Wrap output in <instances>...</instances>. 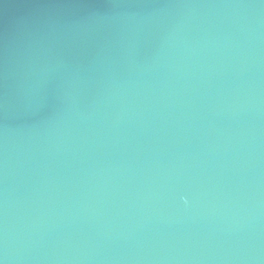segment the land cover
I'll use <instances>...</instances> for the list:
<instances>
[{
  "label": "water",
  "instance_id": "obj_1",
  "mask_svg": "<svg viewBox=\"0 0 264 264\" xmlns=\"http://www.w3.org/2000/svg\"><path fill=\"white\" fill-rule=\"evenodd\" d=\"M2 264H264V0H0Z\"/></svg>",
  "mask_w": 264,
  "mask_h": 264
},
{
  "label": "snow or ice",
  "instance_id": "obj_2",
  "mask_svg": "<svg viewBox=\"0 0 264 264\" xmlns=\"http://www.w3.org/2000/svg\"><path fill=\"white\" fill-rule=\"evenodd\" d=\"M0 264H2V261H0Z\"/></svg>",
  "mask_w": 264,
  "mask_h": 264
}]
</instances>
